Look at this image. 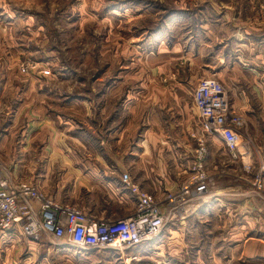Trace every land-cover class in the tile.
<instances>
[{"label":"crops","instance_id":"obj_1","mask_svg":"<svg viewBox=\"0 0 264 264\" xmlns=\"http://www.w3.org/2000/svg\"><path fill=\"white\" fill-rule=\"evenodd\" d=\"M250 1L264 7V0ZM222 6L226 9L217 18L224 34L213 29L215 9L205 3L195 16L200 23L189 29L185 41L152 35L143 45L149 51L144 58L148 69L162 77L124 78L122 73L102 84H109L110 91L95 100L59 101L49 81L11 75L20 64L9 59L11 34L1 14L0 190L33 183L60 204L77 207L95 220L126 219L135 214L137 200L125 188L123 176L162 200L167 191L196 178L195 152L203 140L208 149L205 168L216 181L211 197L200 201L187 221L177 220L183 226L172 223L159 239L139 248L156 250L175 242L188 247L185 237L205 227L201 240L209 241L215 261L214 247L220 252L230 249L225 263L264 260V188L259 191L254 185L258 176L264 182V13L258 6V12L249 14L248 0ZM0 9L9 12L10 0H0ZM208 10L211 17L205 20L202 15ZM154 54L161 61L155 62ZM180 62L185 65L176 75ZM199 70L216 77L231 106L247 118L238 159L221 137L205 134L200 126L193 103L198 76H183L187 71L198 75ZM30 204L39 211L37 202ZM204 245L198 248L199 258ZM78 253L49 238L30 240L16 225L0 247V264L110 262L98 254Z\"/></svg>","mask_w":264,"mask_h":264},{"label":"rangeland","instance_id":"obj_2","mask_svg":"<svg viewBox=\"0 0 264 264\" xmlns=\"http://www.w3.org/2000/svg\"><path fill=\"white\" fill-rule=\"evenodd\" d=\"M248 2L249 14L258 12L261 5L253 2V6L250 0ZM205 3H212L215 9L216 15L211 18L213 29L224 34L218 27V24H222L218 18L226 9L222 5L236 4V0H10V11L0 9V16L4 15L3 24L9 25L10 29L9 59L12 63L20 64L15 71H11V75L15 73L27 80L36 78L49 81L46 84L51 93L58 96V100L61 97L95 100L98 94L110 91L109 84L106 87L102 84L112 83L122 73H125L124 78L128 75L131 78L162 77L156 69L155 73L148 69L149 63L144 58L149 51L146 52L143 45L152 35L162 37L165 34L173 41H185L189 29L196 22L200 23L201 18L195 16ZM260 9L264 13V7ZM202 16L209 20L210 10ZM239 29L237 27L238 38L243 35H240ZM238 43L233 45L238 47ZM158 61H161V57L156 59L155 55V62ZM135 65L138 67L135 68ZM184 65V62H180L173 72L177 75L176 71L183 70ZM125 67H128L127 71ZM193 75L198 76L197 81L208 76L200 70L198 75L183 72L187 78ZM210 178L212 192L216 181L212 176ZM210 197L203 200L208 201ZM190 214L175 218V222L170 219L171 222L168 221L164 229L174 224L183 226L181 222L191 218ZM177 220L181 222L177 223ZM207 220L213 223L212 216H207ZM214 223L219 221L214 219ZM206 226L211 228V224ZM203 229L204 232L206 228ZM203 232L200 229L194 232L193 229L191 236L185 237L188 247L175 242L177 247L165 244L156 250L125 247L118 251L74 250L79 255L98 254L103 260L110 261L105 264H243L237 259L233 263H225L230 249L220 252L217 247H214V255L218 256L219 261H215L216 258L210 254L209 241L201 240ZM161 234L154 240L159 239ZM202 243L205 245L199 258L197 251ZM245 264H264V260Z\"/></svg>","mask_w":264,"mask_h":264},{"label":"built area","instance_id":"obj_3","mask_svg":"<svg viewBox=\"0 0 264 264\" xmlns=\"http://www.w3.org/2000/svg\"><path fill=\"white\" fill-rule=\"evenodd\" d=\"M193 103L203 132L221 137L232 158L238 159L247 118L231 106L222 83L215 77L201 79L194 91ZM207 155V146L201 140L195 152L196 178L174 191H167L160 201L141 190L129 175H124L125 188L135 196L137 208L133 216L121 220H95L77 207L60 204L33 183L3 188L0 190V247L6 245L13 227L21 225L23 235L35 242L49 238L85 251L139 248L157 238L170 219L194 212L195 204L211 196L212 179L205 168ZM246 169L249 171L250 167ZM254 185L263 190L260 176ZM31 200L39 204L38 212L31 206Z\"/></svg>","mask_w":264,"mask_h":264}]
</instances>
